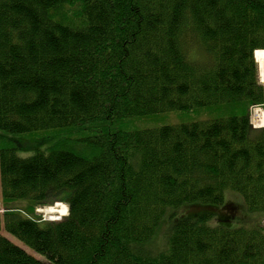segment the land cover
Returning <instances> with one entry per match:
<instances>
[{
  "label": "trees",
  "instance_id": "obj_1",
  "mask_svg": "<svg viewBox=\"0 0 264 264\" xmlns=\"http://www.w3.org/2000/svg\"><path fill=\"white\" fill-rule=\"evenodd\" d=\"M257 49L264 0H0V197L68 204L60 220L0 211V264H264ZM170 111L201 112L25 157L9 142Z\"/></svg>",
  "mask_w": 264,
  "mask_h": 264
},
{
  "label": "rangeland",
  "instance_id": "obj_2",
  "mask_svg": "<svg viewBox=\"0 0 264 264\" xmlns=\"http://www.w3.org/2000/svg\"><path fill=\"white\" fill-rule=\"evenodd\" d=\"M69 14L71 15V9L67 8ZM259 64V62H258ZM259 76L260 81L264 82V79H262L261 76V70L259 66ZM261 107L257 106L252 109V123L255 127H259L254 122L253 115L257 116L255 112H257V109H260ZM200 112L201 111H170V112H164L154 115H148L143 117H132L125 120H115V121H96L89 124H84L76 127H70V128H64V129H50V130H36L28 133H21L20 134H13L14 137L21 142V145L18 143L17 140L9 141L11 143H14L18 146L17 154L25 157L29 156L33 153L34 148L40 147V148H46L50 146L53 141L61 142V141H67L71 138H76L79 136H83L84 133L95 131V130H104L109 125V127H112V129L117 128H128V129H136V128H150V127H159L166 124H177L182 122H188L195 119L200 118ZM203 113V112H202ZM258 118V117H256ZM8 132L5 130L0 129V145L7 143V140H2L3 138L9 137L7 135ZM27 201H16L10 204V201L4 200L2 197H0V211L3 212L5 210L6 206H17L20 207L24 212H28V210H32V215L35 217H42L43 219L47 220H60L62 219V216L64 217L62 213L57 211L56 213H51L48 211V209L56 208L58 210H65L67 203L63 200L54 201L49 204H41L36 205L34 208L29 207ZM28 206V207H27ZM44 209V210H42ZM68 209V206H67ZM31 214V213H29ZM58 215V216H57ZM61 216V217H60ZM162 227V226H161ZM1 232L4 233L8 238H10L15 243L19 244L20 246L26 248L29 252L33 253L35 256L42 258L45 260V257L41 255L40 253L34 251L30 247H28L24 242L16 238L13 234L7 232L4 228L1 229ZM158 242V244H156ZM153 246L156 245L159 248L165 247L166 244V238L161 232V228L158 230L157 235H155L154 240H152ZM158 249V248H157Z\"/></svg>",
  "mask_w": 264,
  "mask_h": 264
},
{
  "label": "bare ground",
  "instance_id": "obj_3",
  "mask_svg": "<svg viewBox=\"0 0 264 264\" xmlns=\"http://www.w3.org/2000/svg\"><path fill=\"white\" fill-rule=\"evenodd\" d=\"M254 55L256 56V59L259 62V66H260V70H261V76H262V79H264V49H257V50H255ZM255 114L257 116L253 115L254 118H256V117H258L256 119L261 118V109H257V112H255ZM42 210H44V209H42ZM48 211L51 212V213H56L57 211H59L63 215H66L68 213L67 206H66L65 210H58V209H56L54 207V208L48 209Z\"/></svg>",
  "mask_w": 264,
  "mask_h": 264
}]
</instances>
